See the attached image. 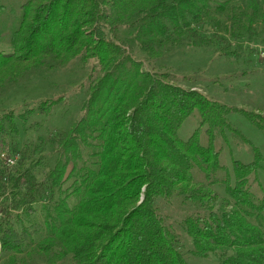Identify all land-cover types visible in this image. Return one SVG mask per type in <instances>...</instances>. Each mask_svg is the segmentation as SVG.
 Segmentation results:
<instances>
[{
	"label": "trees",
	"instance_id": "16d2710c",
	"mask_svg": "<svg viewBox=\"0 0 264 264\" xmlns=\"http://www.w3.org/2000/svg\"><path fill=\"white\" fill-rule=\"evenodd\" d=\"M226 9L233 35L245 33L264 51V0L20 3L11 51L0 49V86L46 58L62 66L93 62L95 76L81 116L40 142L55 152L40 176V158L33 161L13 140L14 113H0V153L24 159L19 170L0 160V254L9 255L0 264H16L10 255L35 228L17 230L13 221L35 214L38 203L47 234L34 244L54 264H189L188 256L210 254L217 264H264V195L254 186L259 156L233 161L231 169L220 160L222 141L235 131L227 115L245 116L264 135V114L185 87L133 54L136 46L146 61L156 60L171 34H195L191 24ZM220 38L224 54L239 53L241 43L230 50ZM192 111L198 127L182 140L178 128ZM214 184L224 185L220 200Z\"/></svg>",
	"mask_w": 264,
	"mask_h": 264
},
{
	"label": "rangeland",
	"instance_id": "374dc122",
	"mask_svg": "<svg viewBox=\"0 0 264 264\" xmlns=\"http://www.w3.org/2000/svg\"><path fill=\"white\" fill-rule=\"evenodd\" d=\"M23 1L0 0V49L3 52L11 51L10 36L17 26L16 13ZM227 13V9L223 13L213 12L210 17L202 19L204 23L191 24V28L196 30L195 34L189 31L182 35L171 34L168 39H173V43H168L166 51L156 60L146 61L144 54L136 46L133 47V54L143 61L146 69L168 71L175 82L185 87L198 89L221 103L264 114L263 46L248 42L245 33L233 35ZM244 20L242 15L240 23L244 24ZM222 36L226 38V42H231L230 50L241 43L238 54L223 53ZM92 69L93 62L81 64L72 61L62 66L52 58H46L43 64L29 69L16 81H7L0 86V113H14L18 132L13 140L19 149L31 154L33 161L40 158L41 162L35 168L37 175L40 176V173L48 169L55 156L54 147L49 144L41 145L40 142L55 130L69 128L81 116L82 106L89 92V81L95 76ZM59 97L62 100L56 105L44 110L39 108L42 101ZM227 120L235 131L227 133L226 140L221 143V163L231 169L233 161L249 163L259 156L254 186L264 195V135L239 113H230ZM198 122V114L192 111L178 128V136L182 140L189 138L198 127ZM0 160L4 163V158ZM23 164L24 159L17 154L7 167L19 170ZM223 186L213 185L212 191H215L219 200L226 196ZM3 189L4 187L1 192ZM35 207V214L22 215L17 223L13 221V227L17 230L28 227L29 223H33L35 228L34 231L30 229V237L24 236L21 252L10 255L16 264L55 263L34 244L47 234L43 223V204L38 203ZM176 215L181 216V213L173 215L178 219ZM8 256L0 254V263ZM216 259L217 256L213 254L207 257L188 256L189 264H217Z\"/></svg>",
	"mask_w": 264,
	"mask_h": 264
},
{
	"label": "built area",
	"instance_id": "2783aa9c",
	"mask_svg": "<svg viewBox=\"0 0 264 264\" xmlns=\"http://www.w3.org/2000/svg\"><path fill=\"white\" fill-rule=\"evenodd\" d=\"M0 158H4V164L10 166V163L14 161V156H9L5 152L0 153Z\"/></svg>",
	"mask_w": 264,
	"mask_h": 264
}]
</instances>
